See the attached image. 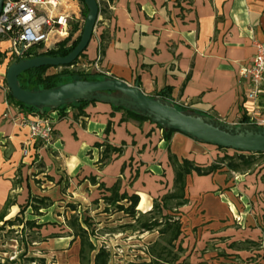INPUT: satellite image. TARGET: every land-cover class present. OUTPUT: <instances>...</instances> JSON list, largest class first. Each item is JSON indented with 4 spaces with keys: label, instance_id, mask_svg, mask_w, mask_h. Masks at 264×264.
<instances>
[{
    "label": "crops",
    "instance_id": "1",
    "mask_svg": "<svg viewBox=\"0 0 264 264\" xmlns=\"http://www.w3.org/2000/svg\"><path fill=\"white\" fill-rule=\"evenodd\" d=\"M102 2L107 3L110 15L101 19L100 26L96 23L97 33L84 57L93 62L101 56L104 76L139 84L151 96L168 87L174 103L228 122L243 124L245 115L250 119L255 103L241 85L240 70L250 64L256 43L264 40V0ZM262 95L256 101L257 110L264 107ZM14 104L0 80V213L9 197L13 200L5 219L15 217L31 196L48 197L50 206L55 199L71 196L66 203L70 217H82L76 214L81 206L97 207L103 201L110 205L106 197L115 184L120 193L139 196L136 216L148 214L156 199L174 190L171 154L208 166L236 151L217 146L212 150L209 144L179 131L172 134L168 147L157 123L96 100L81 110L78 105L67 106L63 116L62 109L47 111L44 115L54 120V140L50 145L31 146L30 155H25L28 128ZM185 197L188 202L175 214L183 221L186 264H191L188 248L203 250L207 238L216 242L218 250L227 243L232 252L227 254L233 257L254 251L264 264L263 250L250 248L246 242L264 237V155L245 172H227L226 167L206 175L193 171L186 177ZM112 212L128 219L125 224L134 222L123 210ZM168 212L174 214L164 210ZM157 236L154 231L150 241ZM49 237V242L47 237L32 242L44 249L39 256L56 257L53 264L80 261L79 237ZM6 245L25 250L15 238ZM6 245L0 242V247ZM208 251L213 250L203 252Z\"/></svg>",
    "mask_w": 264,
    "mask_h": 264
},
{
    "label": "trees",
    "instance_id": "2",
    "mask_svg": "<svg viewBox=\"0 0 264 264\" xmlns=\"http://www.w3.org/2000/svg\"><path fill=\"white\" fill-rule=\"evenodd\" d=\"M79 1L83 4L82 12L84 17H86L88 12L87 6L83 1ZM106 8L107 3L103 2V6H101L100 11L102 13L106 12ZM79 28L80 27L76 25L69 36L63 41L57 43L56 46L50 47L49 49L38 54L34 53L32 51V48L29 50L27 49L25 51V55L27 57H34L37 55L66 56L74 49L81 38L83 27H81L79 35L75 39H72V34ZM50 67L51 66H40L23 71L19 75L21 86L25 89L31 90L56 87L67 82L64 80V76L68 74L76 75V79H96L94 77L95 74L84 71L75 72L67 68H64L56 73L46 74L47 69ZM105 77L107 76H104V78ZM9 97L15 100L17 104L36 113L45 114L47 111L52 109H62L63 111L61 112V116L65 115L64 110L67 106L76 104L81 110L88 103L96 101H78L64 104L57 108H38L35 106L27 105L15 99L10 91ZM154 97H160L162 99L171 101L168 87L160 90ZM174 104L181 110L194 111L186 106L176 103ZM111 105L116 110L126 111L128 115L134 118H137L139 120H148V118L128 108L114 104ZM195 112L215 117L214 115H211L209 113L200 111ZM240 122L244 124L256 125L252 123L250 119L248 120V117L246 115L241 119ZM157 125L163 130V138L167 141V145L169 147L172 134L176 132V130L165 128L160 124ZM217 147L224 150L228 149L222 146ZM263 155L264 152L235 151L233 155L225 154L224 156L219 157L212 164L208 166H202L187 158L178 160L176 155L171 154L170 158L173 161L175 167L174 190L165 194L163 197H161V199H156L153 209L148 214H140L136 216V205L138 204L139 196L136 194L128 195L126 192L120 193L119 184H115L114 186H112L109 189L111 191V195L107 196L106 200L110 203V205L112 204L114 208H116V210H123L128 213V215L132 216L134 222L127 223L125 225L129 228H132L133 230L156 231L158 233V236L155 240L149 241L148 243L144 244L145 247H143L142 249V256L138 259H134L130 264H186V258H183L185 248L182 246L181 241V235L183 233V221L181 220V217L177 216L175 213L178 211L179 207L185 205L188 202V199L185 197L187 175L192 173L193 171L197 172L199 175L211 174L219 170L221 171L225 167L227 168V172H245L251 170ZM124 200L130 203L128 205H125V203H123ZM12 204L13 200L9 197L3 210L0 213V222L2 221V224L0 225V231L4 230L6 226L12 227L17 224H20L23 230L26 227H41V224H38V221L36 219H28L24 216L25 210L31 207L33 212H35L36 214H41L39 213L40 208L49 207L52 204V201L49 200L48 197L31 196L15 217L5 219V216L8 214V210ZM72 207L75 208L74 205H72ZM165 209L172 210L174 214L169 212L164 213ZM82 221L85 223H89V220L87 218ZM82 221H80L78 217H71L68 220V224L74 230V234L76 235V237L80 238L81 264H91L92 257V264H110V251L103 246L97 247V244L92 241L90 230L82 225ZM18 241L20 246H22V244L25 245V250L23 251V253L19 255V258L17 257L18 259L14 258L10 260L9 258H6L5 261H2L0 259V264H20L21 261H23V264H53L47 262L46 258L44 257L28 255V245L30 244V242L32 243L34 241H38L37 239L33 238L30 241L21 239ZM246 242L250 245V248L252 247L254 249H260L264 252V237H262L260 241L249 240ZM94 252L95 254L93 255Z\"/></svg>",
    "mask_w": 264,
    "mask_h": 264
},
{
    "label": "water",
    "instance_id": "3",
    "mask_svg": "<svg viewBox=\"0 0 264 264\" xmlns=\"http://www.w3.org/2000/svg\"><path fill=\"white\" fill-rule=\"evenodd\" d=\"M0 0V14L3 8ZM87 15L81 38L66 56L37 55L13 61L6 70V81L12 96L22 103L38 108L97 100L135 111L168 129H174L193 139L243 152H264V125L238 124L207 114L179 109L172 101L145 93L139 84H129L116 77L75 79L52 88L25 89L19 75L40 66H70L87 49L99 17L98 0H81Z\"/></svg>",
    "mask_w": 264,
    "mask_h": 264
},
{
    "label": "rangeland",
    "instance_id": "4",
    "mask_svg": "<svg viewBox=\"0 0 264 264\" xmlns=\"http://www.w3.org/2000/svg\"><path fill=\"white\" fill-rule=\"evenodd\" d=\"M69 2V4L72 2L74 5H76L75 11H77V17H72L69 20L68 26L66 31L70 34L74 27L78 25L80 28L72 34V39H75L80 31L81 27L84 26L85 23V17L83 15V4L77 0H66ZM104 0H99V3L101 6H103ZM100 6V7H101ZM104 11V10H103ZM102 13V16L100 18L99 13V19L97 22V25L100 26L101 19L109 16L110 14L106 12ZM80 30V31H79ZM65 31V32H66ZM96 30L95 33L96 34ZM69 34L64 35L60 42L66 39ZM34 53H41L49 47L46 46L45 43L40 44H34L28 47L27 49H31ZM26 49V50H27ZM24 58H31L27 57L25 53L23 54ZM16 57H13L12 60L6 61V62H13V60ZM6 60V55L0 53V80H3L4 86L8 89L7 81H6V69L5 65L3 64ZM78 60L81 62V66H51L47 69L46 74H52L56 73L58 71H61L64 68H67L71 71H84L88 73L95 74L94 77L96 79H103L104 74H106L103 70V68H91L87 66L88 63H91L92 61L86 59L84 57V53L78 58ZM86 65V66H85ZM4 71V72H3ZM76 79V75H65L64 80L69 82ZM263 99V105H264V94L261 96ZM73 107L76 106V104L71 105ZM254 107V105H253ZM253 109V108H252ZM256 114L258 117H264V107L260 108L259 110L256 109ZM210 149L215 150L216 145L209 144ZM107 161V158L104 160V163ZM103 162V161H102ZM35 171V170H33ZM34 173V172H33ZM36 173V172H35ZM32 175V174H31ZM30 175V176H31ZM37 175V173H36ZM36 179V178H35ZM37 180H40L37 179ZM46 182V181H45ZM69 199H72L71 196H67L65 198H59L55 199V203L52 206H49L44 208L41 211L40 214L31 213L32 208H28L25 212L24 216L28 219H36L38 221V224H41V227H26L24 230L21 227L20 224H17L15 226L9 227L6 226L4 230L0 231V242L3 241V245H6V243L10 240V238H15L18 240L25 239V240H32L33 238L40 240L45 239L47 237L48 240L46 242L51 241L50 235H75L73 231H71V227L68 224V220L71 218L72 212H70V209L66 206V203L69 201ZM88 208H85V206H81L77 213L78 215H81L82 219H88L89 223H83L82 225L86 228H88L91 232L92 241H94L97 244V247L103 246L106 247L111 255H110V264H130L134 259H138L143 254V247H145L144 244L148 243L150 241V238L152 236V233L154 231H138L133 230L132 228L126 227L125 222L128 221L125 217H117L120 215V213L112 212L114 210V207L107 205L104 201L103 204L101 202V205H95L92 206H86ZM105 208H107L109 211L106 213ZM80 211V213L78 212ZM90 214L91 216H88ZM119 231V232H117ZM93 232V233H92ZM156 235V233H154ZM76 236V235H75ZM79 240V239H78ZM42 243V242H41ZM40 243V244H41ZM206 244H202V248L199 247V249L194 248H188V251L190 250L191 253L189 254V259L191 264H261L260 254L254 253V251H242L239 254H236V256H232L227 253H232L231 250L227 247L226 244H221L220 250L217 249L216 242H213L212 240H209L207 238L205 240ZM205 250H213L208 252H203ZM43 250L41 249V246L37 243H31L28 245V255L33 256H39L43 254ZM59 249H53V252ZM24 249L23 247L20 250H16V248H13L11 246H5L4 248L0 247V259L2 261H5L6 258H9L10 260L14 258H19V255L23 253ZM4 252V253H2ZM95 252L93 253V255ZM56 255V254H54ZM92 255V256H93ZM43 257V256H40ZM17 258V259H18ZM45 258V257H44ZM55 259V260H54ZM54 259L47 260V262L55 263L57 258L54 257ZM92 263H93V257H92ZM91 263V264H92ZM20 264H23V261L20 262ZM76 264H80V261Z\"/></svg>",
    "mask_w": 264,
    "mask_h": 264
},
{
    "label": "built area",
    "instance_id": "5",
    "mask_svg": "<svg viewBox=\"0 0 264 264\" xmlns=\"http://www.w3.org/2000/svg\"><path fill=\"white\" fill-rule=\"evenodd\" d=\"M64 1L66 0L3 1L0 14V53L6 55V60L3 63L6 70L12 63L6 61L12 60L13 57H16L13 61L23 58L26 49L31 45L45 43L50 48L60 42L61 39L53 43L49 37L50 33L52 31L65 32L70 18L77 17L76 5L72 2L70 5L74 11L69 16L59 11V7ZM66 34L69 33L66 31ZM100 58L101 56L88 63L87 66L99 69ZM75 65L81 66V62L77 59L68 67ZM240 74L241 85L255 103L249 112L250 121L256 125H264V117H258L256 114V101L261 94H264V40L256 43V52L250 64L242 67ZM1 82L3 83V80ZM14 105L21 122H24L28 128L27 139L24 141L25 155H30V147L37 143L50 145L55 136L54 120L17 103Z\"/></svg>",
    "mask_w": 264,
    "mask_h": 264
},
{
    "label": "bare ground",
    "instance_id": "6",
    "mask_svg": "<svg viewBox=\"0 0 264 264\" xmlns=\"http://www.w3.org/2000/svg\"><path fill=\"white\" fill-rule=\"evenodd\" d=\"M59 11L64 15L69 16L74 11V9L67 1H64L59 7ZM64 35H65L64 31L63 32L52 31L49 37L53 43H56L57 41L62 39Z\"/></svg>",
    "mask_w": 264,
    "mask_h": 264
}]
</instances>
